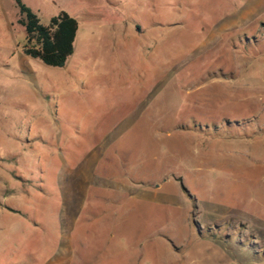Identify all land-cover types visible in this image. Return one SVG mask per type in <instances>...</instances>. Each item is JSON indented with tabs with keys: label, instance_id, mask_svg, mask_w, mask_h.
Here are the masks:
<instances>
[{
	"label": "rangeland",
	"instance_id": "obj_1",
	"mask_svg": "<svg viewBox=\"0 0 264 264\" xmlns=\"http://www.w3.org/2000/svg\"><path fill=\"white\" fill-rule=\"evenodd\" d=\"M23 1L79 29L0 0V264H264V0Z\"/></svg>",
	"mask_w": 264,
	"mask_h": 264
},
{
	"label": "trees",
	"instance_id": "obj_2",
	"mask_svg": "<svg viewBox=\"0 0 264 264\" xmlns=\"http://www.w3.org/2000/svg\"><path fill=\"white\" fill-rule=\"evenodd\" d=\"M14 2L20 14L18 23L26 31L24 53L51 66H64L74 52L79 29L78 19L62 10L52 16L48 23H43L37 12L23 0Z\"/></svg>",
	"mask_w": 264,
	"mask_h": 264
}]
</instances>
